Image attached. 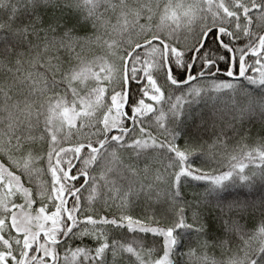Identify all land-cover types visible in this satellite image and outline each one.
Returning <instances> with one entry per match:
<instances>
[{
    "label": "snow or ice",
    "instance_id": "snow-or-ice-1",
    "mask_svg": "<svg viewBox=\"0 0 264 264\" xmlns=\"http://www.w3.org/2000/svg\"><path fill=\"white\" fill-rule=\"evenodd\" d=\"M0 264H264V0H0Z\"/></svg>",
    "mask_w": 264,
    "mask_h": 264
}]
</instances>
